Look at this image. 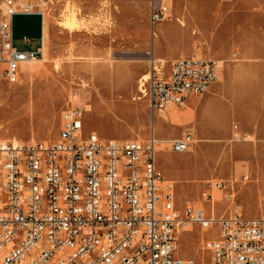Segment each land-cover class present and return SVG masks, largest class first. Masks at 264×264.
Wrapping results in <instances>:
<instances>
[{
    "label": "rangeland",
    "instance_id": "obj_1",
    "mask_svg": "<svg viewBox=\"0 0 264 264\" xmlns=\"http://www.w3.org/2000/svg\"><path fill=\"white\" fill-rule=\"evenodd\" d=\"M160 7L167 8L168 18L153 22V8ZM41 24V16L15 15V46L37 49ZM45 24L44 58L26 63L18 83L2 79L0 72V139H56L63 111L77 94L85 110L83 136L96 132L102 140H146L155 131L165 148L158 164L174 184L179 208L211 210L202 194L208 182H222L224 191L213 189L216 216L235 211L264 216V147L240 133L238 110L229 113L226 100L218 94L203 99L204 94L160 117L138 98L153 60L169 70L177 58L198 56L236 69L246 48L264 58V0H61ZM174 54L180 56L167 58ZM232 80L233 85L227 78L224 95L233 86L238 109V85ZM220 110L223 121L211 127L207 121ZM189 133L195 138L190 150L174 152L171 142ZM216 231L195 227L183 233L179 254L208 264L202 243Z\"/></svg>",
    "mask_w": 264,
    "mask_h": 264
},
{
    "label": "built area",
    "instance_id": "obj_2",
    "mask_svg": "<svg viewBox=\"0 0 264 264\" xmlns=\"http://www.w3.org/2000/svg\"><path fill=\"white\" fill-rule=\"evenodd\" d=\"M61 0H0V72L18 83L23 63L44 58L14 44L15 15H46ZM165 7L153 8V22L165 19ZM27 40V38H25ZM220 61L198 56L178 58L170 69L151 61L141 78L139 99L153 115L184 108L217 82ZM63 111L59 134L50 141L0 139V264H197L179 254L183 233L199 227L208 264H264V216L238 211L216 216L208 182L203 205L181 209L174 184L158 164L160 140H102L83 136L85 110L73 96ZM193 134L171 142L176 153L190 150Z\"/></svg>",
    "mask_w": 264,
    "mask_h": 264
},
{
    "label": "crops",
    "instance_id": "obj_3",
    "mask_svg": "<svg viewBox=\"0 0 264 264\" xmlns=\"http://www.w3.org/2000/svg\"><path fill=\"white\" fill-rule=\"evenodd\" d=\"M44 34L45 21H42L39 34L40 46L37 49L25 51L38 50L42 45V41H44ZM239 55L240 59L236 69H233L232 66L228 67V65L224 68L221 67L217 82L205 93L206 95L203 99L209 95L218 94L223 101L226 100L224 86L227 83V78L229 79V84L232 78L236 79L238 85L239 131L243 135L250 134L253 136L256 147H264V58H259L254 50L247 48L242 50ZM179 56L174 54L167 58L174 59ZM196 97H193V99ZM223 119L224 113L220 110L212 113L207 122L211 127H214L215 124L223 121Z\"/></svg>",
    "mask_w": 264,
    "mask_h": 264
},
{
    "label": "bare ground",
    "instance_id": "obj_4",
    "mask_svg": "<svg viewBox=\"0 0 264 264\" xmlns=\"http://www.w3.org/2000/svg\"><path fill=\"white\" fill-rule=\"evenodd\" d=\"M167 9V8H166ZM166 17L168 18V15L167 16H165V19H166ZM164 19V20H165ZM48 34H49V31H48V27L46 26V24H45V34H44V36H45V38H44V53L46 52V50H47V46H48V43H47V37H48ZM26 63H29V62H24L22 65L24 66V65H26ZM28 66V65H27ZM27 73H31V71H32V69H31V67H27ZM230 84L231 85H233V80L230 82ZM232 88L230 89V91H229V95H228V97L226 98V103H227V109H228V111H229V113H232V112H234V111H237L238 109H237V106H236V104H235V102H234V97H233V86H231ZM4 99V98H3ZM166 146V145H165ZM165 150V148L164 147H162V145L161 146H159V151H164ZM214 211L216 212V208L214 209Z\"/></svg>",
    "mask_w": 264,
    "mask_h": 264
}]
</instances>
